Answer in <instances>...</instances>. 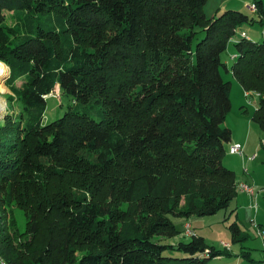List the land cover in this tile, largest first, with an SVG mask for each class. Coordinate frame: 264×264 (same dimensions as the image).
<instances>
[{"label": "trees", "instance_id": "trees-1", "mask_svg": "<svg viewBox=\"0 0 264 264\" xmlns=\"http://www.w3.org/2000/svg\"><path fill=\"white\" fill-rule=\"evenodd\" d=\"M207 1L0 0V62L10 69L6 82L22 80L17 99L26 115L21 129L13 126L22 116L0 126V186L27 212L18 233L13 221L5 224L11 205L0 198V256L8 264H207L228 255L199 235L180 236L192 219L226 211L237 196L236 176L222 163L231 82L220 57L230 41L229 72L258 95L252 121L264 133V39L235 38L243 24L264 29V8L250 0L255 19L234 8L207 18ZM6 12L22 14L20 32L5 24ZM56 85L72 104L43 124ZM67 166L96 175L127 170V200L142 186L161 202L155 218L123 233L128 212L106 203L116 186L101 190L95 176L86 194L53 197L42 174ZM177 195L184 209L172 207ZM238 229L230 225L234 235Z\"/></svg>", "mask_w": 264, "mask_h": 264}, {"label": "rangeland", "instance_id": "rangeland-1", "mask_svg": "<svg viewBox=\"0 0 264 264\" xmlns=\"http://www.w3.org/2000/svg\"><path fill=\"white\" fill-rule=\"evenodd\" d=\"M250 0H208L204 6V13L207 18L215 14H218L224 9L234 8L248 17L256 18V14H252L246 7L250 5ZM264 8V0H262ZM220 9V10H219ZM5 24L12 28L15 32H20V20L22 14H16L12 12L5 13ZM246 32L249 39L257 42L263 41L261 28L257 23L255 24H243L238 29L235 38L239 39L240 32ZM19 34V33H16ZM236 39V40H237ZM235 53L234 45L229 42L225 52L221 54V62L225 64V68L220 69V73L225 81L233 83L232 90L230 92L231 109L225 118L224 127L231 130V142L232 139H236L240 136V129L244 123L248 122L264 138V133L260 128L252 121V116L255 110L257 102V95L252 94L250 100L243 92L242 87L232 77L230 68L234 62L231 56ZM4 64V63H3ZM5 65V64H4ZM8 71V78L10 75V69L5 65ZM228 71V72H227ZM6 80V81H7ZM3 81L0 84V126L5 124L6 117H23L22 122L18 119L15 120L13 127L22 128L26 121V115L22 113L20 102L18 101V91L21 87L22 80L19 76L13 79L12 82ZM240 88H238V87ZM46 108L43 115V124H48L58 118L67 110V106L71 105V101H67L60 93L59 87L55 88L45 96ZM243 99V103H239V100ZM250 100V101H249ZM251 101H255V104H251ZM16 125V126H15ZM249 148L255 150L247 152L243 149L246 156V160L236 156H229L228 150L235 143H226V154L222 158L223 165L228 168L234 166L235 169H230L235 172L236 184H237V196L232 201L230 207L226 211H220L212 216H206L199 219H192L187 228L183 227V232L180 236L181 239L187 240L192 234H197L204 238L206 244L214 247L217 251L227 253L228 255L221 256L210 260L207 264H258L263 257L264 245L261 238L258 235L259 231L264 232V152L262 146L264 139L259 141L258 134L250 135ZM256 144L257 148L254 147ZM241 146V145H240ZM242 148L243 145L241 146ZM263 155V158L261 159ZM260 156V157H259ZM253 160H250L253 158ZM250 158V159H249ZM249 160V161H248ZM247 161V162H246ZM251 161H253L251 163ZM231 166V167H230ZM228 168V169H229ZM52 172L49 174H42V178L45 179L44 187L45 191L50 194H54L55 198L62 197L66 194L79 195L86 194L88 190V184L93 177H98L100 182L98 185L103 190L106 186L114 184L115 197L106 202L116 209H123L128 212L127 221L121 225L123 233H132L131 223L133 222L140 228L147 227L155 218L156 211L161 206V202L158 197L153 195L148 196L144 194L142 186L135 184L133 186V194L131 201H128L126 195L128 187L133 183V179L129 172H119L116 175H111L110 172L103 175L97 174L95 170L92 171H76L71 166L67 167H53ZM122 171V170H121ZM34 179H37L34 177ZM240 184L251 187L254 191L253 197L249 198L240 192L238 186ZM9 186H0V198H6L7 203L11 206L8 207L9 215L5 222L9 225L10 221H13L15 229L18 233L22 232L25 227V218L27 212L23 210L21 204L14 203L8 198ZM17 197V196H16ZM45 196H42L44 198ZM186 204V198L183 195H177L171 200V205L175 210L184 209ZM237 223L238 233H234L230 230V225ZM192 226V227H191ZM194 228V229H193ZM13 230V229H12ZM195 230V231H194ZM195 232V233H194ZM177 239V238H176ZM176 239H162L163 241H174ZM235 239V240H234ZM228 246H225V245ZM173 256L181 257L182 254L171 251Z\"/></svg>", "mask_w": 264, "mask_h": 264}, {"label": "crops", "instance_id": "crops-1", "mask_svg": "<svg viewBox=\"0 0 264 264\" xmlns=\"http://www.w3.org/2000/svg\"><path fill=\"white\" fill-rule=\"evenodd\" d=\"M249 4H250V2H249ZM247 7V6H246ZM220 10V9H219ZM240 35H242V36H245V37H247L248 39H249V37L247 36L248 34L246 33V32H244V31H241L240 32ZM233 40H235V38L233 39ZM230 42H232L233 43V41H230ZM235 55V53L231 56V58L233 59V56ZM234 60V59H233ZM232 87H233V83H231V90H232ZM238 87V86H237ZM239 88V87H238ZM240 89V88H239ZM244 92V91H243ZM244 94L250 99V96L252 97V94H254V93H251V94H247V93H245L244 92ZM257 95V94H256ZM250 100H252V99H250ZM249 100V101H250ZM257 100H258V95H257ZM244 102V100L243 99H240L239 100V103L241 104V103H243ZM252 103V105L253 104H255V101H251ZM256 107V106H255ZM240 132H241V134H240V136L238 137V138H236V139H232V142H231V140H230V142L231 143H235V145L236 144H238V145H243V149H245V151H249V152H254L255 150H253V148H249L248 146H249V143H250V135L251 134H258V138H259V141H261L262 139H264L263 138V136L259 133V131L257 130V129H255V127H253V125H251L250 123H248V122H246V123H244V125H242V128L240 129ZM231 134H232V132H231ZM226 145V144H225ZM257 145L258 144H256L254 147H256V149H258L257 148ZM224 149H225V154H226V147L224 146ZM262 150H263V152H264V149H263V146H262ZM244 151V152H245ZM244 152H243V156L241 157V156H238V157H240V158H242L243 160H246L244 157H249V156H246L245 154H244ZM248 152V153H249ZM224 154V155H225ZM229 156H236V155H230V154H228ZM260 157V156H259ZM263 158V155H262V157H261V159ZM249 161V160H248ZM247 162V161H246ZM253 161H251V163H252ZM231 167V166H230ZM228 168H229V166H228ZM230 169H235L234 168V166L233 167H231V168H229V170ZM232 171V170H231ZM234 172V171H233ZM234 174H235V172H234ZM241 193H243V192H241ZM244 195H246L245 193H243ZM247 197H249L248 195H246ZM250 198V197H249ZM194 229V228H193ZM195 231V230H194ZM195 233V232H194ZM196 234V233H195ZM197 235V234H196Z\"/></svg>", "mask_w": 264, "mask_h": 264}, {"label": "built area", "instance_id": "built-area-1", "mask_svg": "<svg viewBox=\"0 0 264 264\" xmlns=\"http://www.w3.org/2000/svg\"><path fill=\"white\" fill-rule=\"evenodd\" d=\"M247 7H248V9L251 11V13H253V14L256 13V7H255L254 5L250 4V5H247ZM262 35H263V37H264V29H263V31H262ZM233 59H234V57H233ZM263 146H264V144H263ZM228 153H229L230 155H239V156L242 157V156H243V148H242L240 145L236 144V145H233V146H231V147L229 148ZM249 159H250V158H249ZM253 159H254V157L251 158L250 160H253ZM238 189L240 190V192L245 193V194L248 195L250 198L253 197V193H254V191H253V189H252L251 187H249V186H247V185H244V184H240V185L238 186ZM186 227H187V228H190L189 225H186ZM258 235H259V237L261 238V240H262V242H263V245H264V232H263V231H259V232H258ZM189 236H191V235H189ZM225 246H228V245L226 244ZM0 264H8V263H7V262H6V261L0 256ZM258 264H264V250H263V257H262V260H261Z\"/></svg>", "mask_w": 264, "mask_h": 264}, {"label": "bare ground", "instance_id": "bare-ground-1", "mask_svg": "<svg viewBox=\"0 0 264 264\" xmlns=\"http://www.w3.org/2000/svg\"><path fill=\"white\" fill-rule=\"evenodd\" d=\"M8 75L6 66L0 62V84L4 81V78Z\"/></svg>", "mask_w": 264, "mask_h": 264}, {"label": "water", "instance_id": "water-1", "mask_svg": "<svg viewBox=\"0 0 264 264\" xmlns=\"http://www.w3.org/2000/svg\"><path fill=\"white\" fill-rule=\"evenodd\" d=\"M7 78H8V75L4 78V81H6L7 80Z\"/></svg>", "mask_w": 264, "mask_h": 264}]
</instances>
